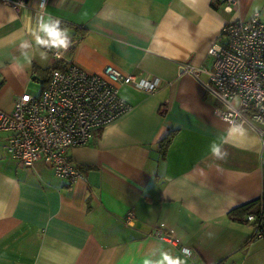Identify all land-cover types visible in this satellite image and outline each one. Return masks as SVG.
Masks as SVG:
<instances>
[{
    "label": "crops",
    "instance_id": "obj_1",
    "mask_svg": "<svg viewBox=\"0 0 264 264\" xmlns=\"http://www.w3.org/2000/svg\"><path fill=\"white\" fill-rule=\"evenodd\" d=\"M254 1L237 0L231 13L216 0H27L17 9L0 3L5 112L32 93L43 69L61 62L51 44L36 40L47 38L39 30L46 16L58 27L72 25L59 27L73 43L64 55L84 70L112 65L158 79L152 93L118 85L130 109L67 150L83 176L73 183L43 161L18 165L0 132V264H159L163 254L185 264H264V241L246 220L261 193L255 127L217 117L206 75L180 70L184 63L209 68L207 49L220 42L222 26L252 16ZM159 224L179 242L151 234Z\"/></svg>",
    "mask_w": 264,
    "mask_h": 264
},
{
    "label": "built area",
    "instance_id": "obj_2",
    "mask_svg": "<svg viewBox=\"0 0 264 264\" xmlns=\"http://www.w3.org/2000/svg\"><path fill=\"white\" fill-rule=\"evenodd\" d=\"M216 1L227 13L237 5V0ZM0 3L17 9L27 0ZM68 42L67 49L51 46L52 57L63 62L64 69L53 70L38 93L16 97L9 112L0 109V132L7 134L3 147L18 165L32 168L43 161L56 177L73 183L83 176L67 150L87 144L95 132L130 109L119 96L118 85L131 84L152 93L158 79L126 73L112 65H105L99 73L88 72L65 57L64 52L73 44ZM207 55L212 59L209 68L184 63L180 70L197 79L206 75L204 90L218 100L213 109L217 117L230 125L255 127L261 146V193L258 211L248 212L246 220L254 227V238L264 241V20L260 13L227 21L220 30V42L210 46ZM133 218L129 212L125 223L132 224ZM163 227L159 224L151 234L178 243L177 238L161 231Z\"/></svg>",
    "mask_w": 264,
    "mask_h": 264
},
{
    "label": "clouds",
    "instance_id": "obj_3",
    "mask_svg": "<svg viewBox=\"0 0 264 264\" xmlns=\"http://www.w3.org/2000/svg\"><path fill=\"white\" fill-rule=\"evenodd\" d=\"M39 30L44 33L47 38L41 39L40 36H36L38 44H51L63 49H67L69 47V42L66 39V33L59 29L58 22L50 23L49 18L46 16L44 21L39 24ZM213 152L219 156L218 148H214ZM182 252L185 257L190 255L188 249H182ZM159 264H185V260L181 256L173 257L169 254H163L162 260Z\"/></svg>",
    "mask_w": 264,
    "mask_h": 264
},
{
    "label": "trees",
    "instance_id": "obj_4",
    "mask_svg": "<svg viewBox=\"0 0 264 264\" xmlns=\"http://www.w3.org/2000/svg\"><path fill=\"white\" fill-rule=\"evenodd\" d=\"M59 27H62L61 29H65V28H68V27H72L71 24L69 23H60V26ZM65 68V65L62 63V62H57L55 63L51 68H46V69H43L41 71L42 75L45 74L47 75V78L49 77L50 73L53 71V70H56V69H64ZM47 82V79L44 80V83H43V86L45 85V83ZM169 142V138L168 136H165L162 140H161V144H160V147L162 148V152H164L167 144ZM240 213L243 214V213H247L248 212V209H247V206H242L240 208ZM237 210V209H235ZM234 211V210H233Z\"/></svg>",
    "mask_w": 264,
    "mask_h": 264
},
{
    "label": "rangeland",
    "instance_id": "obj_5",
    "mask_svg": "<svg viewBox=\"0 0 264 264\" xmlns=\"http://www.w3.org/2000/svg\"><path fill=\"white\" fill-rule=\"evenodd\" d=\"M259 4H261V6ZM250 8H251V5H250L249 9ZM252 8H254L253 12H259L261 19L264 20V0H255L252 3ZM46 79H47V75H45V74H43L42 78L39 79L42 81H39L37 79H33L31 81L32 87L29 89V91H32V93H34V94L38 93L39 90L43 87L44 80H46Z\"/></svg>",
    "mask_w": 264,
    "mask_h": 264
}]
</instances>
